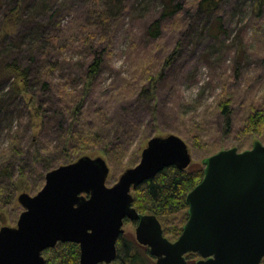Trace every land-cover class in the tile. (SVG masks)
<instances>
[{"label": "rangeland", "instance_id": "374dc122", "mask_svg": "<svg viewBox=\"0 0 264 264\" xmlns=\"http://www.w3.org/2000/svg\"><path fill=\"white\" fill-rule=\"evenodd\" d=\"M199 1L174 0L181 5L180 11L163 16L162 0H3L0 107L5 100L9 114L8 119L0 120V155L8 153L13 144L9 136L18 131L17 153H8L4 162L10 178L23 184L3 209L0 228L16 226L23 211L17 202L20 193L33 196L38 192L32 190V184L43 168L33 162V136L40 145H58L60 127L67 119L56 112L54 87L70 83L81 89L93 54L101 56L103 63L85 95L87 106L110 109L122 125H142L144 133L119 166L105 160L107 187L139 163L153 137L181 138L191 155L188 169H203L202 161L221 150L242 152L255 142L264 145V132L261 136L241 134L249 113L264 106V0H218L212 12L200 9ZM155 21L159 24L157 37L148 33ZM6 63L17 65L29 84L40 88L47 82L51 86L40 93L49 101L48 106L43 105L46 112L40 120L30 119L29 108L20 97L2 98L15 82L5 70ZM225 101H229V125L219 108ZM17 106L14 118L9 117ZM185 132L200 133L201 146L194 148ZM90 157L106 159L101 153ZM20 165L23 178H18ZM9 182L7 177L0 178L1 187ZM185 214L187 211L158 218L170 242L180 235L172 237L166 231L174 234V219ZM123 230L134 238V224L126 221ZM189 255V264L197 260L196 254Z\"/></svg>", "mask_w": 264, "mask_h": 264}, {"label": "water", "instance_id": "95a60500", "mask_svg": "<svg viewBox=\"0 0 264 264\" xmlns=\"http://www.w3.org/2000/svg\"><path fill=\"white\" fill-rule=\"evenodd\" d=\"M191 164L187 144L176 135L153 137L139 163L106 186L102 157L82 156L44 176L33 196L20 193L23 211L15 227L0 228V264H44L43 252L59 243L78 245V264H111L124 221L136 223L135 241L155 264H264V145L221 150L204 159L201 181L186 195L188 219L175 242L154 215L132 207L131 191L169 166Z\"/></svg>", "mask_w": 264, "mask_h": 264}, {"label": "trees", "instance_id": "16d2710c", "mask_svg": "<svg viewBox=\"0 0 264 264\" xmlns=\"http://www.w3.org/2000/svg\"><path fill=\"white\" fill-rule=\"evenodd\" d=\"M164 11L163 16L178 13L181 9L180 4H175L174 0H162ZM3 0H0V7ZM218 4V0H200L199 8L212 12ZM148 33L157 37L159 35V24L153 22L148 28ZM103 63L101 56L93 54V60L87 67V72L83 74V84L81 89L70 86V83L58 84L54 87L56 112L59 116L66 117L65 126H61V135L58 138V145L50 148L48 145H40L38 139L33 136L34 144L33 162L40 163L43 171L38 173L32 184V190L39 191L43 184L44 175L61 166L72 163L82 156H96L101 153L106 161L114 167L120 165L124 160L133 142L144 136L140 129L142 125H136L127 122L122 125L112 115L110 109L95 108L93 110L86 104L85 95L89 88L93 86V81L100 73V67ZM5 70L11 72L15 82L11 89L3 93L2 98L20 97L24 104L29 108L30 119L40 120L46 111L43 105L48 106L49 101L43 100L40 96L41 90L44 92L50 89L47 82H43L40 88L37 85L29 84L24 72L20 71L14 63L5 65ZM40 89V90H38ZM88 89V90H87ZM141 93V92H140ZM149 93V92H146ZM0 120H3L8 109L5 100L1 101ZM221 114L225 117V124L229 125L231 117L229 101L219 105ZM18 106L15 110L9 111V117L15 116ZM8 119V118H7ZM31 127H35L33 123ZM59 130V131H60ZM264 132V106L253 109L245 120L241 130L243 137L257 135L261 136ZM16 135L19 133L15 132ZM197 133V132H196ZM9 136L12 140L11 146L7 152L11 155L17 153V136ZM188 141H191L193 147H200V137L202 135L190 134L185 132ZM139 150V147H137ZM8 153L0 155V178H9L10 182L5 186H0V225L4 219L3 209L10 205L15 194L21 189L22 181L12 180L10 178L9 166L5 164L4 159ZM19 153V150H18ZM190 167V166H189ZM18 178L24 177L23 167L17 166ZM35 173V172H34ZM203 169L179 170L175 166H169L160 171L154 178L144 181L134 191H132V207L139 213L150 214L160 217L179 215L187 211L185 203L186 195L201 181ZM188 217L185 214L180 220H175V233L166 231V235L172 237L179 236L182 227ZM173 231V230H172ZM44 264H78L80 258L79 247L73 243H59L52 249L43 252ZM112 264H155V259L150 255L148 248L140 246L130 235H122L117 243V257Z\"/></svg>", "mask_w": 264, "mask_h": 264}, {"label": "flooded vegetation", "instance_id": "af4514ba", "mask_svg": "<svg viewBox=\"0 0 264 264\" xmlns=\"http://www.w3.org/2000/svg\"><path fill=\"white\" fill-rule=\"evenodd\" d=\"M127 220H125V222H126ZM124 222V223H125ZM127 222H130V221H127ZM130 223H132V222H130ZM132 224H134L135 225V228H136V223H132ZM163 230V229H162ZM134 233H135V230H134ZM124 234V231H123V233L120 235V236H122ZM163 235H164V231H163ZM165 237V236H164ZM134 238H135V235H134ZM166 238V237H165ZM178 239V238H177ZM118 240H119V238H118ZM118 240H117V243H118ZM175 242V241H174ZM117 243H116V250H117ZM189 254H192L193 255V253H189ZM189 254H186L185 256H184V259H185V261H186V264H189V261L187 260V258L188 257H186L187 255H189ZM190 256V255H189ZM196 256H197V260L194 262V261H192L191 262V264H196V262L197 261H199L200 260V257L196 254ZM117 257V256H116ZM154 258V257H153ZM155 259V258H154ZM116 260V259H115ZM155 262H156V259H155ZM264 262V261H263ZM113 263V262H112ZM111 263V264H112Z\"/></svg>", "mask_w": 264, "mask_h": 264}]
</instances>
